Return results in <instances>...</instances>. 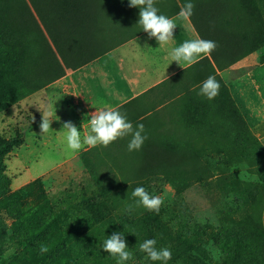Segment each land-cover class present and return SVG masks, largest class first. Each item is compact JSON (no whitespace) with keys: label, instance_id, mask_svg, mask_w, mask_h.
I'll use <instances>...</instances> for the list:
<instances>
[{"label":"rangeland","instance_id":"obj_1","mask_svg":"<svg viewBox=\"0 0 264 264\" xmlns=\"http://www.w3.org/2000/svg\"><path fill=\"white\" fill-rule=\"evenodd\" d=\"M205 1L208 8L218 5V0ZM221 1L227 9L245 10L247 23L242 30L264 44V0ZM1 52L0 80L9 79L12 86H1L0 81V142L10 140L13 145L0 158V174L5 175L0 183V263L117 264L102 246L113 232H122L133 254L125 264H162L139 250L146 239H155L158 249H170L167 264H199L181 245L182 238L196 239L214 264H240L226 260L228 252L223 251L236 241L242 244L238 259L248 253V264H254L256 256L264 264V242L252 234L253 227L264 228V54L252 67L258 93L252 100L238 102L224 87L215 99L205 97L211 103L205 112L163 111L142 119L146 113L137 108L120 111L134 127L144 125L147 139L140 150L128 151L131 137L106 148L85 146L75 158L15 187L17 181L37 177L58 161L44 153L42 166L33 164L32 155L23 154L25 149L42 151V144L30 141L39 120L20 103L25 98L24 78L12 75L17 65ZM136 154L141 164L127 166L126 159ZM16 155L23 159L15 162L22 171L9 169ZM153 158L169 166H145L144 160ZM132 171L135 174H128ZM36 180L42 181V187L23 190ZM136 187L162 199L158 213L136 206L137 198L132 196ZM81 192L102 194L107 216L99 223L76 204ZM242 219L246 226L234 233V223ZM41 244L46 253L40 252Z\"/></svg>","mask_w":264,"mask_h":264},{"label":"crops","instance_id":"obj_2","mask_svg":"<svg viewBox=\"0 0 264 264\" xmlns=\"http://www.w3.org/2000/svg\"><path fill=\"white\" fill-rule=\"evenodd\" d=\"M220 2L208 8L201 0V7L193 10L194 20H177L180 0H155L159 14L178 25L174 39L160 46L142 30L140 10L129 7V0H0V16L25 64L17 75L25 81L20 103L39 120L30 141L43 145L40 152L25 149L23 154L42 166L44 153L58 161L15 187L75 158L80 151L67 150L63 122H73L83 135L96 109L137 108L146 113L142 119L163 111L205 112L211 103L198 93L210 75L238 102L257 97L252 67L258 65L264 45L257 48L256 37L242 30L246 20L237 16L247 14L245 10L227 9ZM196 38L215 41L218 47L184 69L171 62L173 47ZM42 113L53 119L47 134L39 128ZM16 156L9 169L22 171L15 162L23 159Z\"/></svg>","mask_w":264,"mask_h":264},{"label":"clouds","instance_id":"obj_3","mask_svg":"<svg viewBox=\"0 0 264 264\" xmlns=\"http://www.w3.org/2000/svg\"><path fill=\"white\" fill-rule=\"evenodd\" d=\"M129 7L139 8L138 24L146 32L149 38H155L161 45H166L174 39V30L178 26L176 20L163 14H159V9L155 6V0H129ZM195 5L190 2L185 3L179 13L177 20H188L193 15ZM218 45L215 41L205 39L185 40L179 46L173 47L169 53L171 62H176L183 69L199 62L203 56L210 55L216 50ZM221 84L215 76H208L200 86L199 95L208 100L215 99L220 92ZM51 114L42 113L41 123L39 125L41 134L49 133L53 119ZM34 119V118H33ZM59 120L58 117H56ZM88 131L82 135L80 128H77L73 122H63L62 130L65 132V140L69 153H75L87 146L94 148L97 146L108 147L118 139L131 137L127 145L128 151H138L147 139L144 135V125L138 124L135 127L127 119L126 115L119 110L105 108L97 110L90 114L87 120ZM132 196L137 198L136 206H143L149 211L158 213L162 199L159 196L151 195L144 187H136ZM128 211H132L130 206ZM155 239H146L139 245V250L146 254L151 261H160L167 264L172 257L168 248H157ZM41 253L48 251L43 244L39 246ZM102 250L117 258V264H125L132 259V252L129 250L122 232H113L104 241Z\"/></svg>","mask_w":264,"mask_h":264},{"label":"trees","instance_id":"obj_4","mask_svg":"<svg viewBox=\"0 0 264 264\" xmlns=\"http://www.w3.org/2000/svg\"><path fill=\"white\" fill-rule=\"evenodd\" d=\"M180 2L182 3V5H184L186 3V1L184 0H180ZM193 4L195 5L194 8L197 7H201V0H195L193 1ZM220 6L226 7V4H224L223 2H220ZM194 20L193 15L191 16ZM238 18H241L242 20L247 18V16L244 15H240L237 16ZM247 22L245 21V24ZM196 24V22H195ZM244 24V25H245ZM253 26V25H252ZM257 46H263L264 44L262 43H257ZM259 48V47H257ZM0 49L2 50L1 55L3 54L6 58H8L10 60V62L12 63H16L17 65V69L15 72H13L12 75H17L19 73H21L24 69H25V64L24 61L17 49V47L15 46L10 33L4 23V21L2 20L1 16H0ZM3 69L0 68V72H2ZM1 81V86L10 88L11 82L9 81V79L5 80H0ZM13 145V143L10 140L7 141H3L0 142V158L4 155L10 152L9 148ZM141 162V157H138V155L136 154L135 156H130V158L126 159L125 164H127V166L129 167H134V166H138ZM144 164L145 166L149 167L151 165L153 166H161V165H166L169 166V163L166 162H162V160H160L159 158H153V159H145L144 160ZM58 170H55L54 174L57 173ZM128 174H135V172H128ZM146 175H143L142 177H145ZM3 181H5V175L4 174H0V183H2ZM40 187H42V181L41 180H36L28 185H26L23 190H25V192H29L30 190H34V189H39ZM102 198V194L101 193H91L90 195L86 194L85 192H81L80 195V200L78 202H76V204L78 206H81L82 210L84 211V213H89V215H92L93 218L97 221V223H99V221H101L105 216H107V214H105L103 212L104 205L103 203L100 201ZM104 214V215H103ZM103 215V217H102ZM245 219H242V221H238L234 223V233H238L241 232L244 229V225L246 226L247 222L244 221ZM213 232V231H212ZM211 232V233H212ZM253 236L256 239H262V242H264V228H255L253 227ZM198 236V235H197ZM181 245L184 246L185 251L192 257L195 259V261L199 264H214L213 262L210 261V257H207L206 253L202 250L201 246L196 245V239L194 238H182L180 240ZM242 244L239 241H236L235 245H231L230 247H227L226 249H224L223 251H226L228 253L225 254V259H231L232 261H239L240 264H248L249 259L251 258L250 255H247L248 253H244V259L240 260L239 255H240V250H239V246H241ZM230 248H233L231 251L229 250ZM242 248V246H241ZM238 249V250H237ZM256 250V248H255ZM242 252V251H241ZM256 256V255H255ZM253 260L255 261L254 264H262L261 261L258 259V257L256 256V258H253ZM2 264V263H0ZM233 264V263H232Z\"/></svg>","mask_w":264,"mask_h":264}]
</instances>
